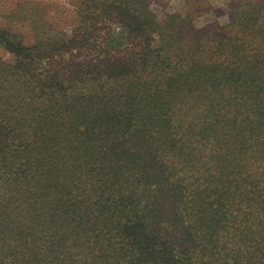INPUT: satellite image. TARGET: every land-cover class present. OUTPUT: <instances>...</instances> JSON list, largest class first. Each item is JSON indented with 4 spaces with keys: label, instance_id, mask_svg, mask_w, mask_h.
I'll return each instance as SVG.
<instances>
[{
    "label": "trees",
    "instance_id": "16d2710c",
    "mask_svg": "<svg viewBox=\"0 0 264 264\" xmlns=\"http://www.w3.org/2000/svg\"><path fill=\"white\" fill-rule=\"evenodd\" d=\"M196 1L0 25V264H264V0Z\"/></svg>",
    "mask_w": 264,
    "mask_h": 264
},
{
    "label": "rangeland",
    "instance_id": "374dc122",
    "mask_svg": "<svg viewBox=\"0 0 264 264\" xmlns=\"http://www.w3.org/2000/svg\"><path fill=\"white\" fill-rule=\"evenodd\" d=\"M27 1L31 3H35L36 5H39L41 7H49L51 10L54 9V5L57 4L53 2V5H50L51 1L54 0H0V25L3 27H15L16 29L21 28V24H19L21 21H17L16 18L13 16V13L15 11H18L20 9V6L25 4ZM58 3L63 2L64 0H57ZM188 0H154L152 3V8L155 13H157L160 17L163 16L165 12L169 11H176V10H184L187 6ZM228 0H208V4L213 5L215 8H224V4ZM192 7H195L196 5L200 4L199 1L192 0ZM50 5V6H49ZM215 17L214 12L207 13L205 15H202L201 17L197 18L196 24H202L208 20H211ZM19 22V23H18ZM22 29H25V27H22ZM41 31V30H39ZM31 33L27 35L26 40L27 42L30 41V38L32 36ZM32 41V40H31Z\"/></svg>",
    "mask_w": 264,
    "mask_h": 264
}]
</instances>
